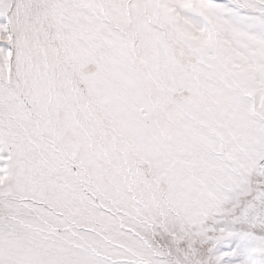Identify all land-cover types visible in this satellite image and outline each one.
Instances as JSON below:
<instances>
[{"label":"snow or ice","instance_id":"snow-or-ice-1","mask_svg":"<svg viewBox=\"0 0 264 264\" xmlns=\"http://www.w3.org/2000/svg\"><path fill=\"white\" fill-rule=\"evenodd\" d=\"M0 264H264V0H0Z\"/></svg>","mask_w":264,"mask_h":264}]
</instances>
